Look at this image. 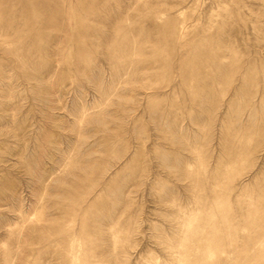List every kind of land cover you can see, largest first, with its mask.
Listing matches in <instances>:
<instances>
[{"label": "rangeland", "instance_id": "374dc122", "mask_svg": "<svg viewBox=\"0 0 264 264\" xmlns=\"http://www.w3.org/2000/svg\"><path fill=\"white\" fill-rule=\"evenodd\" d=\"M0 264H264V0H0Z\"/></svg>", "mask_w": 264, "mask_h": 264}]
</instances>
